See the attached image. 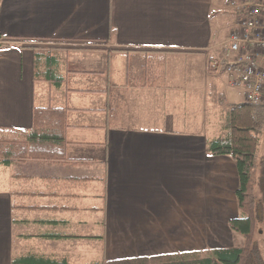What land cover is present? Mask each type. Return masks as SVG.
Segmentation results:
<instances>
[{"label": "crops", "instance_id": "1", "mask_svg": "<svg viewBox=\"0 0 264 264\" xmlns=\"http://www.w3.org/2000/svg\"><path fill=\"white\" fill-rule=\"evenodd\" d=\"M229 1L2 0L0 129L30 132L36 108L63 109L68 145L65 161L0 163V264H154L244 246L229 227L237 166L208 150L221 138L211 95L230 87L213 46L233 28ZM42 43L60 88L35 80Z\"/></svg>", "mask_w": 264, "mask_h": 264}, {"label": "trees", "instance_id": "2", "mask_svg": "<svg viewBox=\"0 0 264 264\" xmlns=\"http://www.w3.org/2000/svg\"><path fill=\"white\" fill-rule=\"evenodd\" d=\"M0 0V7H1ZM2 36L0 35V40ZM59 62L41 51L35 57V80L62 87L66 80L58 73ZM227 65L223 62L220 73ZM213 70L211 69V73ZM67 111L55 108H36L30 132L0 129V163L11 166L27 161H54L66 159L68 142L65 137ZM230 132L212 141L208 150L214 156H229L237 166L239 186L237 201L240 217L229 222L230 229L245 239L242 248L220 249L205 258L186 261L183 256H170L155 264H264V157L259 156L261 134L264 131V103L235 104L230 111ZM263 197H257V190ZM13 264H70L36 257H26ZM108 264H150L148 259L115 261Z\"/></svg>", "mask_w": 264, "mask_h": 264}, {"label": "built area", "instance_id": "3", "mask_svg": "<svg viewBox=\"0 0 264 264\" xmlns=\"http://www.w3.org/2000/svg\"><path fill=\"white\" fill-rule=\"evenodd\" d=\"M234 19L223 47L226 77L232 88H242L244 102L264 103V0H230Z\"/></svg>", "mask_w": 264, "mask_h": 264}, {"label": "rangeland", "instance_id": "4", "mask_svg": "<svg viewBox=\"0 0 264 264\" xmlns=\"http://www.w3.org/2000/svg\"><path fill=\"white\" fill-rule=\"evenodd\" d=\"M216 32V30H215ZM221 32V31H220ZM227 33V34H226ZM229 34L230 32H225L224 37L220 36L217 40L215 39V41L213 42V46L216 49H220L221 51H223V47L224 45L228 42L229 39ZM41 45L40 47V51L43 52L44 54H48L46 48H45V43L43 44H39ZM226 84L229 85V89L227 90V94H223L220 95L219 93H217V91H214V93L211 95L210 98V104H212V106H218L219 104H222V108L220 110H218V112L216 111L215 113L210 114V119H209V126L211 129H215L219 128L220 132H221V137H225L229 134L230 132V111L231 108L235 105L238 104L239 102H241L244 99L243 96V89L242 88H232L229 82V79L226 77L225 78ZM222 100V102H220ZM211 106V105H210ZM211 106V107H212ZM259 156L262 158L264 157V131L261 134V143L259 146ZM12 169H21V167H14ZM8 170H4V169H0V177H4L5 175L9 176V172ZM257 197L259 199H261L263 197V193L261 190H257ZM261 232H264V225H262L261 227ZM241 236V235H240ZM242 237V236H241ZM262 236H259V239L261 240L262 244L263 240H262ZM243 239V237H242ZM209 255H199L200 258L202 257H206ZM164 261V260H163ZM162 262V260H161ZM155 264V263H154Z\"/></svg>", "mask_w": 264, "mask_h": 264}]
</instances>
